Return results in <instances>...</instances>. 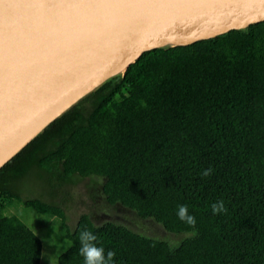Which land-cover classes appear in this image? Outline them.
Wrapping results in <instances>:
<instances>
[{"label":"trees","instance_id":"16d2710c","mask_svg":"<svg viewBox=\"0 0 264 264\" xmlns=\"http://www.w3.org/2000/svg\"><path fill=\"white\" fill-rule=\"evenodd\" d=\"M208 168L213 173L203 177ZM34 169L50 196L101 179L108 205L180 238L96 225L87 214L70 230L60 203L15 190ZM2 194L62 221L70 246L59 264H83L85 229L105 253L116 252L114 264H264V22L144 53L0 169ZM220 200L227 213L213 215ZM179 205L196 218L194 229L178 219ZM41 253L38 236L0 211V264H40Z\"/></svg>","mask_w":264,"mask_h":264},{"label":"water","instance_id":"95a60500","mask_svg":"<svg viewBox=\"0 0 264 264\" xmlns=\"http://www.w3.org/2000/svg\"><path fill=\"white\" fill-rule=\"evenodd\" d=\"M264 22V0H0V169L144 53Z\"/></svg>","mask_w":264,"mask_h":264},{"label":"rangeland","instance_id":"374dc122","mask_svg":"<svg viewBox=\"0 0 264 264\" xmlns=\"http://www.w3.org/2000/svg\"><path fill=\"white\" fill-rule=\"evenodd\" d=\"M15 190H18L17 193L23 199L36 198L60 203L70 230L74 228L82 214H87L96 225L112 222L151 237L171 241L180 238L168 233L154 220H141L127 208L108 205L102 194V180L98 178H84L67 185L64 188L65 196L61 194L50 196L46 183L40 179L38 171L34 169L16 183ZM0 211L4 215L17 216L38 236L42 243L40 264H59V257L70 246L66 237V227L59 218L46 216L33 208H26L19 204L15 197L5 194L0 195Z\"/></svg>","mask_w":264,"mask_h":264},{"label":"clouds","instance_id":"9594fccd","mask_svg":"<svg viewBox=\"0 0 264 264\" xmlns=\"http://www.w3.org/2000/svg\"><path fill=\"white\" fill-rule=\"evenodd\" d=\"M142 106H145L142 102ZM212 168H208L202 172L203 177H208L213 173ZM213 215L227 213V208L223 200H220L211 205ZM178 219L185 223L190 228H195L196 218L189 214L187 205H179L177 211ZM190 236H196L195 231L188 233ZM80 242L79 254L83 257V264H114L116 252L114 250H108L105 253V249L102 246H97V236L90 230H81L78 234Z\"/></svg>","mask_w":264,"mask_h":264}]
</instances>
